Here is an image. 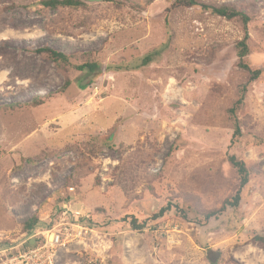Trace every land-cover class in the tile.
Listing matches in <instances>:
<instances>
[{
	"label": "rangeland",
	"instance_id": "rangeland-1",
	"mask_svg": "<svg viewBox=\"0 0 264 264\" xmlns=\"http://www.w3.org/2000/svg\"><path fill=\"white\" fill-rule=\"evenodd\" d=\"M40 1L0 0V250L31 248L25 223L51 227L67 204L89 211L113 246L101 263L72 245L57 264H264L253 241L264 237V0L172 10L175 0H98L85 10ZM201 4L250 19L247 61L262 74L235 117L250 79L236 48L244 23ZM44 48L69 63L54 64ZM87 59L112 69L94 79L77 70ZM235 118L241 136L231 146ZM231 156L250 181L238 208L206 221L238 189ZM131 216L143 230L131 229Z\"/></svg>",
	"mask_w": 264,
	"mask_h": 264
},
{
	"label": "trees",
	"instance_id": "trees-1",
	"mask_svg": "<svg viewBox=\"0 0 264 264\" xmlns=\"http://www.w3.org/2000/svg\"><path fill=\"white\" fill-rule=\"evenodd\" d=\"M89 1L93 2L98 0H42L40 1V5L45 9H50V10H58L60 8H68L72 10H85L88 8ZM197 5H199V2L197 0H175L172 6L170 7V10L178 9L181 7H192ZM200 6H202L206 10H211V12L214 15L225 18L229 21L234 19H241L242 22L244 23V28H243L244 38L236 44V48L238 50V58H239L238 66L242 70L247 72L250 79L248 84L242 88L241 96L239 100L230 109V113L233 115V117H235L237 108L240 105H242V103L244 102L247 93V86L253 82H256L262 74L261 70H252L247 61V58L250 54V46H249L250 36L247 28L250 19L247 15L240 12L235 6L226 5V4H220V5L201 4ZM38 53L46 57L47 59L51 60L54 64H60L62 62L67 64L69 63V58L67 56L57 53L49 48L41 49L38 51ZM147 62H149V59H146L143 64L146 65ZM110 69H112V67H105L104 65H100L98 62L91 61L90 59H87L83 64L77 66V70H79L80 72H85L87 75L93 77L94 79L99 78L103 74L109 72ZM94 79H91V81H93ZM70 85H71V81L66 80L60 93H64L70 87ZM43 104L44 101H34L33 106L39 107ZM16 108H17V104L9 105L8 107V109L10 110H15ZM239 136H241L240 123L237 120V118H235V132L231 146L235 143L234 140ZM177 145L178 144H176V146ZM229 162L236 169V172L238 174V179H239L238 189L236 190L235 194L232 197L227 198L223 202L222 206L218 210L207 213L204 216L206 221H209L210 219L215 218L222 213H225L228 208H234V209L238 208L242 201L243 190L250 181V170L247 168L246 164L243 161L239 160L236 156H231L229 157ZM172 208L173 205L168 204V206L163 207L159 211L153 213L151 220L157 221L158 219L164 217L168 212L172 211ZM60 212H61V207L58 211V214ZM130 218H131L130 221H128L127 219V222H129L131 229L135 231H141L144 229L145 223H139L138 220L133 216H131ZM92 222L101 231L94 217L92 219ZM38 224H39L38 219L34 218L30 222L25 223L23 229L25 230V232L28 233L29 236L33 234V232L38 228L50 227V225L46 226V225H38ZM253 241L254 243L258 244L261 248L264 249V237L260 235H255ZM209 261L210 264H218V259L215 260L209 259Z\"/></svg>",
	"mask_w": 264,
	"mask_h": 264
},
{
	"label": "built area",
	"instance_id": "built-area-1",
	"mask_svg": "<svg viewBox=\"0 0 264 264\" xmlns=\"http://www.w3.org/2000/svg\"><path fill=\"white\" fill-rule=\"evenodd\" d=\"M92 219L89 211L65 204L54 225L38 228L28 236L27 240L35 243L31 248L7 245L1 249L0 264H57L59 253L72 245L85 252L91 250L97 254L96 261L103 263L113 244Z\"/></svg>",
	"mask_w": 264,
	"mask_h": 264
}]
</instances>
